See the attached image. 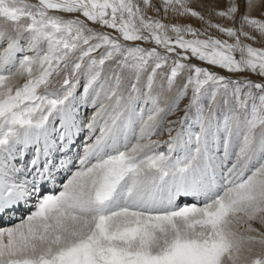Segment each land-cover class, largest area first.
I'll use <instances>...</instances> for the list:
<instances>
[{
  "label": "snow or ice",
  "instance_id": "snow-or-ice-1",
  "mask_svg": "<svg viewBox=\"0 0 264 264\" xmlns=\"http://www.w3.org/2000/svg\"><path fill=\"white\" fill-rule=\"evenodd\" d=\"M258 43L264 0H0V264H264Z\"/></svg>",
  "mask_w": 264,
  "mask_h": 264
},
{
  "label": "rangeland",
  "instance_id": "rangeland-1",
  "mask_svg": "<svg viewBox=\"0 0 264 264\" xmlns=\"http://www.w3.org/2000/svg\"><path fill=\"white\" fill-rule=\"evenodd\" d=\"M29 2H32V3H35L36 2V0H29ZM153 2H158V0H153ZM254 14H258V13H254ZM195 26H199V23L197 22V21H195V20H193V21H191ZM258 39H259V37H258ZM253 46H256V47H259V46H264V43H258V44H254ZM237 55H239V54H237ZM221 74H223V75H228V73H226V72H221ZM245 75H247V74H245ZM251 78L252 79H258L257 77H255V76H251ZM177 115H182V113H177ZM171 119H176V116H173V117H171ZM163 138H166V137H163Z\"/></svg>",
  "mask_w": 264,
  "mask_h": 264
}]
</instances>
